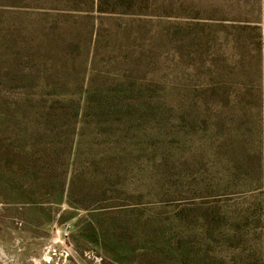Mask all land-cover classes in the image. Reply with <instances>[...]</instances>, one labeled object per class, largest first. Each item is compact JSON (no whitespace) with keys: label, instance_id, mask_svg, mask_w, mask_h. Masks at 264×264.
I'll return each instance as SVG.
<instances>
[{"label":"rangeland","instance_id":"374dc122","mask_svg":"<svg viewBox=\"0 0 264 264\" xmlns=\"http://www.w3.org/2000/svg\"><path fill=\"white\" fill-rule=\"evenodd\" d=\"M0 264H264V0H0Z\"/></svg>","mask_w":264,"mask_h":264}]
</instances>
